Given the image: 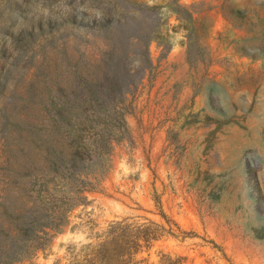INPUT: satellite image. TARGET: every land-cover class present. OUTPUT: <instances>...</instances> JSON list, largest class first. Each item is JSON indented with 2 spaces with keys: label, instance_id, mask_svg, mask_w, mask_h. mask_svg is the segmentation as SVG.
I'll return each mask as SVG.
<instances>
[{
  "label": "rangeland",
  "instance_id": "obj_1",
  "mask_svg": "<svg viewBox=\"0 0 264 264\" xmlns=\"http://www.w3.org/2000/svg\"><path fill=\"white\" fill-rule=\"evenodd\" d=\"M0 264H264V0H0Z\"/></svg>",
  "mask_w": 264,
  "mask_h": 264
}]
</instances>
